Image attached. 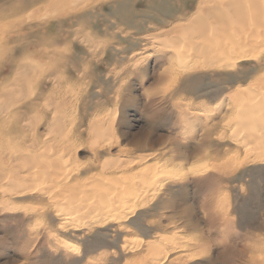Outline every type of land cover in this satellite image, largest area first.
<instances>
[{"label":"rangeland","instance_id":"rangeland-1","mask_svg":"<svg viewBox=\"0 0 264 264\" xmlns=\"http://www.w3.org/2000/svg\"><path fill=\"white\" fill-rule=\"evenodd\" d=\"M170 1H72L58 16L50 8L38 9L33 20L14 14L13 38L0 28L1 99L11 102L14 124L23 120L20 109L25 104L42 102L36 99L42 88L46 103L64 105L51 113L65 126L59 135L47 134L42 126L32 136L30 128L42 116L35 108L22 121L33 124L24 125L23 132L0 131V146L15 150L14 163H21L20 153H27L36 138L39 152L48 153L46 160L57 156L59 162L53 171L24 167L31 173L42 171L27 181L24 193L0 181V264H254L250 254L258 255L255 264H264V161L256 157L264 153L240 146L254 128L236 125L241 113L228 98L236 87L264 73V49L229 67L182 71L167 60L170 49L161 32L187 18L197 0H179L177 10L184 5L185 11L174 15L168 13L173 9ZM36 2L0 0V19L9 18L18 5L29 8ZM36 24L40 27L30 39L13 40L19 28L21 35ZM42 34L41 48L50 52L35 55L40 46L31 42ZM52 48L60 51L54 55ZM24 63L33 72L14 83ZM46 69L53 70L52 75ZM99 115L114 117L117 138L108 146L86 134L89 119ZM0 122L6 124L7 116L0 114ZM53 145L65 148L57 152ZM149 163L159 166V174L135 208L112 218L70 208L76 198L94 201L83 194L96 187L119 191L130 180L143 184L144 176L137 172ZM76 180L75 195L66 191L65 183ZM65 241L70 247L63 248ZM254 246L263 249L253 253Z\"/></svg>","mask_w":264,"mask_h":264},{"label":"bare ground","instance_id":"bare-ground-1","mask_svg":"<svg viewBox=\"0 0 264 264\" xmlns=\"http://www.w3.org/2000/svg\"><path fill=\"white\" fill-rule=\"evenodd\" d=\"M72 1H75L77 4H79V2H80V3H85V5H87L91 1L95 2L97 0H42V1L39 0V2L34 3L29 8H19L20 6L18 5V8L15 7L14 9H12V11L10 12L9 18H7L6 20L0 19V28L4 29L5 32H9V34H7L6 37L13 38V34H12L11 29H12L13 24H14L13 22L16 20L15 19L16 17L14 16V14H19L21 16L25 15V16H28L29 18H31L33 20L34 18H36L35 14L37 13L38 9L41 10L42 8H46V9L50 8L48 11H50V10L57 11L56 16H58L61 14H65L64 12L66 11V9L68 7L71 6ZM12 17H15V18H12ZM15 22H17V21H15ZM16 27L17 26H14V28H16ZM39 27H40L39 24L33 25V26L29 27L28 29H26L24 32H22L21 35L18 34V32L21 31L19 28V31L15 32L16 35L14 34V36H16V38L13 40L17 43V40L21 39V38L22 39H26V38L30 39L32 35H34L35 33L38 32ZM9 30H11V31H9ZM1 34H2V32L0 33V35ZM161 34H162V36H164L163 39L166 43L165 44L166 48L170 49L169 50L170 52H168L166 54L168 56V57L166 56L167 60L171 64L176 62L178 64L179 68L182 69V71L196 70V69H209V68H214V67H219V68L229 67V66L233 65L235 60L249 59L251 57H254L255 53H253V52H255V51L261 52L264 49V0H197L196 7L194 8V10L191 12V14L187 18H185L183 21L180 20V21L174 23L170 28L161 32ZM41 39L44 40L45 35L42 34V35L36 37V40L34 42H31L32 43L31 45H36V47L40 46V48H37L36 50H34L33 54H35V55L41 54L42 52H47V53L50 52V51H48V49H50V48H47V47L41 48V45H42V44L40 45ZM2 47H4V46H2ZM2 49H4V48H2ZM58 51H60V50L57 48L51 49V52L54 55L58 54L57 53ZM64 63H65V61L63 62V66H64ZM14 65L16 66L15 63H14ZM175 67L177 68V66H175ZM21 68H22V74H20L21 71L19 70L20 72L17 73V74H19V76L14 79V83L21 81V77L28 74L30 71L33 72L32 68H30V64H28V63H24L23 65H21ZM49 69H50V67H49ZM49 69H46V72L48 73V75H52L53 70L50 71ZM262 73H261V75H258L256 77H254L253 79H251L246 85L238 86L232 92H230L229 95L227 94L229 100L232 103L233 109L236 111V113H238V114L241 113L240 119L237 121L235 120L237 122V123L235 122L236 125L238 124V126H240V127L241 126L244 127V126L249 125L248 126L249 128H251V127L254 128L253 131H251L249 129L251 131V133H249L246 137H243V139L240 140V143L242 144L240 146H243L246 151L247 150H255L256 154H260L262 152L264 153V116H263L264 114L261 113V114H263L262 117L259 116L260 115L259 111L261 112V110L264 108V73L263 74ZM164 76H165V74H164ZM53 77H52V79H53ZM58 81L60 82V78H58ZM9 82H10V80H9ZM55 82H57V81L55 80ZM42 87H43V85H42ZM40 88H41V85H40ZM41 90H42V88H41ZM41 90L38 92V95L36 96V99H39L42 101L41 103H40V101L38 102L37 100H36V102H28L27 104H25L23 106L22 109H20V112L23 114V116H22L23 120H26L28 118L29 114H27V112L29 110L35 109V108L41 110L42 116H40V119L37 121V124L34 123L35 125L30 124L29 122H25V124H23L22 123L23 120L21 122L14 124V122H13L15 119L14 113H11V115H10L11 111H9V109H8L9 105H11V102L6 101L5 99H1L2 96H4V93L0 92V114L6 115L8 118V122L6 124H4L5 122H0V131L7 130L10 133L11 132L15 133L16 129L19 128V131L23 132V126L25 125L28 127V124H30V126L33 125L32 128H30L32 130V136L35 135V130H38L42 126H43L44 130H46L47 134L48 133H52V134H56V135L61 134L63 132V129L65 128V126L58 118L55 119L52 114H54L58 109H62L64 105L59 107L56 104L49 103V101H48V103H46L47 99L49 100V98H46V102H45L46 96H44L45 95L44 93H43L44 95H42ZM29 99H31V98H28V101H29ZM33 101H35V99H33ZM263 111H264V109H263ZM51 112H54V113H51ZM232 113H233V111H232ZM33 114H32V116H33ZM93 114H94V112H93ZM236 117L239 118V116H235V119H236ZM35 119H37V118H35ZM113 119H114V117H111L110 115L109 116L108 115H104V116L99 115V116L94 117L93 119H89V121L86 125L87 133L86 132L85 133L88 136L90 135L91 138L95 137L96 139H99L102 142H106L107 143L106 146H108L112 143L114 137L117 138L115 136L116 130L113 129V126H114L113 125V122H114ZM228 120H230V119H228ZM233 124L234 123H232V125ZM73 125H74V123H73ZM250 125H252V126L250 127ZM67 127L69 129L68 132L71 133L72 131H74V128L72 127L71 124H70V126H67ZM244 128H246V127H244ZM114 130H115V132H114ZM242 130H244V129H241V132H242ZM246 130L247 129H245V132H247ZM235 135L237 136V133ZM238 135L240 136V134H238ZM78 138H79V135H77L74 138V140L72 141V144H74L78 140ZM232 138H233V135H232ZM37 141H38V138H36L34 140V142H32L29 145L31 149H29L27 153H20V157H22L21 163L16 162V161H15L16 163H14V159H15L14 152H15V150L12 149L10 145L0 146V181L4 180L5 183L7 182L8 184H11V186H13L15 188L21 187L20 189L22 191H15V193H24L23 190H25V189H23V187L24 186L26 187L27 181H29L30 178L34 179L37 176L40 177L39 173L42 172V171H38L39 172L38 173V172L33 171L31 173L30 171L26 170L24 167H26V166H28V167L38 166V167H43V168L44 167H47V168L50 167L51 168L50 170H52V169L55 170L56 167L58 168V166H59V162L57 160H55L57 158V156H55L56 158L54 157V159H52V156H51L52 160L51 159L46 160V159H48V158H46V156L48 157V153L41 154V152H39V147H37L38 146ZM233 141L234 142L238 141V138L233 139ZM70 143H71V141H70ZM143 143L145 146V142H143ZM74 146L75 145H73L71 147H74ZM48 148H49V146L45 147L43 150L45 152H47ZM52 148L58 152L59 149L61 150L62 148H65V147H63V146L59 147V146L53 145ZM56 151H55V153H57ZM72 151H74V150H72ZM119 151H121V150H119ZM50 154H52V153H50ZM40 155L43 157V161H41V162L39 160ZM163 155L165 156L167 154H163ZM159 156H160V154H159ZM49 157H50V155H49ZM93 157H94L93 158L94 161H96L98 163L100 162L99 158H98L99 156L96 154V152H93ZM256 157H257V159L264 161V156L257 155ZM162 158H164V157H162ZM162 158H160V159H162ZM170 158H172V157L170 156ZM165 159H166V157L164 158V160ZM94 161L92 160L91 162H94ZM166 161H167V163L170 162V160L168 161V159ZM127 164H129V163H127ZM116 166H117V164H116ZM140 166H141V164H140ZM156 166L150 165V163H149V165L142 167L139 170V172H137V173H140L141 175L144 176L142 179L143 184L142 183L138 184L136 182V180L135 181L130 180L127 182L128 184H125V185L123 184L119 191H117L115 189H114V191H108V190L104 191V190H101L100 188L96 187V188L92 189V191H90V192L87 191L88 193L83 194V195H86L87 197H93L94 201H89V200L84 201L83 199H82L83 201L81 199H78L79 201H76L77 200V198H76V200H74V202H76V203H74L73 207L71 206L70 208L71 209L74 208L76 210L79 209V210H84V211H90V212L93 211L94 213H96L97 215H100V217L102 216L103 218H106V217L112 218V216L115 213H118V211L123 210L125 208H132L133 209L136 206H138L137 204L139 203V201H137V200L140 199V197L142 195L145 194L144 197L146 198L147 197L146 193H149L148 191H150V190L152 191V188H153V185L155 182V178H157V175L159 174L158 173L159 172L158 171L159 166L158 167H156ZM59 168H61V167H59ZM22 172L23 173L25 172L27 174L24 175V174H22ZM43 172H44V170H43ZM161 174H162V172H161ZM168 174H169V172H168ZM174 175H176V174H174ZM26 176L29 177L28 180L26 179ZM95 178H97V177H95ZM79 181L80 180H76L74 183H71L69 181L66 182L65 183L66 191L69 192L71 190V193L76 195L75 192H72L73 191L72 189L75 188L74 186H76L79 183ZM40 182H42V181H40ZM80 186H81V183H80ZM53 189H54V187H53ZM26 190H27V188H26ZM76 190H74V191H76ZM79 191L77 190L78 193H79ZM3 193H4V191H3ZM49 193H51V192H49ZM55 194H57V191ZM66 194H68V193H66ZM77 196H75V197H77ZM48 197H49V195H48ZM60 199H62V198L60 197ZM88 199H90V198H88ZM144 200L142 202H144ZM59 201H61V200H59ZM65 201H66V199H65ZM68 202H70V201L68 200ZM69 205H70V203H69ZM92 215H94V214H92ZM95 218L99 219L98 217H95ZM62 245H63V248L70 247V243L66 242V241L62 242ZM252 249H253L252 252L255 253L256 249L262 250L263 248L259 247V246H254ZM150 250H152L153 253L156 252L154 248H150ZM241 255L244 256V254L239 253V256H241ZM250 256H251V258H249L248 260H250L251 263L255 264L256 262H254V261L258 260V259H256V257L258 255L256 256V254H250ZM262 260H264V259H262ZM259 262H258V264H259Z\"/></svg>","mask_w":264,"mask_h":264},{"label":"crops","instance_id":"crops-1","mask_svg":"<svg viewBox=\"0 0 264 264\" xmlns=\"http://www.w3.org/2000/svg\"><path fill=\"white\" fill-rule=\"evenodd\" d=\"M172 4H173V9L171 10V11H168V13L169 14H175V13H184V11H185V8H184V5H183V7L180 9V11H178L177 9V5H178V2H179V0H174L173 2L172 1H170ZM157 13H160L159 11H157ZM175 18H169L168 20H170V21H172V20H174Z\"/></svg>","mask_w":264,"mask_h":264}]
</instances>
